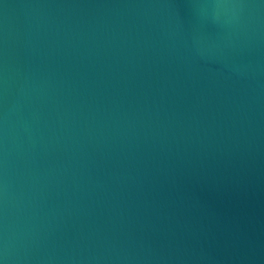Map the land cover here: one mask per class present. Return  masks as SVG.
Masks as SVG:
<instances>
[{
  "label": "water",
  "instance_id": "1",
  "mask_svg": "<svg viewBox=\"0 0 264 264\" xmlns=\"http://www.w3.org/2000/svg\"><path fill=\"white\" fill-rule=\"evenodd\" d=\"M0 264H264V0H0Z\"/></svg>",
  "mask_w": 264,
  "mask_h": 264
}]
</instances>
